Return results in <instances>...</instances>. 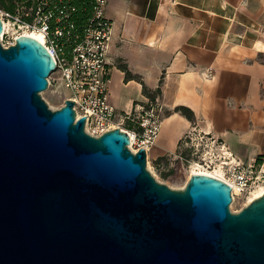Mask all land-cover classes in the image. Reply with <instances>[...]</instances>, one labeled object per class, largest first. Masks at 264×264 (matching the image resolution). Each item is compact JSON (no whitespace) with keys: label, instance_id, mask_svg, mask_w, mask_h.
Masks as SVG:
<instances>
[{"label":"water","instance_id":"95a60500","mask_svg":"<svg viewBox=\"0 0 264 264\" xmlns=\"http://www.w3.org/2000/svg\"><path fill=\"white\" fill-rule=\"evenodd\" d=\"M54 70L36 38L0 43V264H264V193L231 212L220 178L159 182L127 132L48 106Z\"/></svg>","mask_w":264,"mask_h":264},{"label":"crops","instance_id":"0c3cea01","mask_svg":"<svg viewBox=\"0 0 264 264\" xmlns=\"http://www.w3.org/2000/svg\"><path fill=\"white\" fill-rule=\"evenodd\" d=\"M105 14L110 103L118 112L145 105V85L163 105L148 159L174 157L190 130L244 162L264 157V0H107Z\"/></svg>","mask_w":264,"mask_h":264},{"label":"built area","instance_id":"2783aa9c","mask_svg":"<svg viewBox=\"0 0 264 264\" xmlns=\"http://www.w3.org/2000/svg\"><path fill=\"white\" fill-rule=\"evenodd\" d=\"M106 5L107 0H92L90 12L81 19L75 18L77 6L71 0H19L13 10L0 5V36L10 39L8 44L0 43L7 47L19 35L40 34L55 63L53 80L68 90L60 106L66 99L72 100L75 120L85 116L84 129L94 136L114 128L127 132L130 150L143 148L148 160V150L160 131L163 105L158 94L147 97L145 105L130 112H118L110 103L106 58L112 23L105 14ZM174 157L192 168L191 173L208 174L228 183L232 197L253 195L257 189L264 193V157L244 162L209 133H184L180 152Z\"/></svg>","mask_w":264,"mask_h":264},{"label":"rangeland","instance_id":"374dc122","mask_svg":"<svg viewBox=\"0 0 264 264\" xmlns=\"http://www.w3.org/2000/svg\"><path fill=\"white\" fill-rule=\"evenodd\" d=\"M10 41L9 37H1L0 42L8 44ZM47 79L48 86L45 90L41 91V97L46 101L48 106L51 109L59 108L63 102V98L68 94V90L63 86L61 82L53 80V73H51ZM146 168L150 173L158 180L159 182L165 183L170 188L182 189L186 185L190 174L191 169L179 161L175 157H161L159 159L151 160L148 159L146 162ZM252 195H239L232 197V200L229 204V209L231 212H238L246 204H248V198Z\"/></svg>","mask_w":264,"mask_h":264},{"label":"trees","instance_id":"16d2710c","mask_svg":"<svg viewBox=\"0 0 264 264\" xmlns=\"http://www.w3.org/2000/svg\"><path fill=\"white\" fill-rule=\"evenodd\" d=\"M17 1L19 0H0V5L6 10H13L15 6V2ZM71 2L77 6V12L75 13L76 19L85 18V16L90 12L92 0H71ZM120 67L124 70L126 79L136 77L128 70L125 64L120 65ZM143 92L147 97L153 98L157 94L158 90L152 93L146 88L145 85H143ZM176 110L180 111V113H182L188 119L193 120L194 118L193 113L188 108L179 106L176 107Z\"/></svg>","mask_w":264,"mask_h":264},{"label":"bare ground","instance_id":"6f19581e","mask_svg":"<svg viewBox=\"0 0 264 264\" xmlns=\"http://www.w3.org/2000/svg\"><path fill=\"white\" fill-rule=\"evenodd\" d=\"M28 35L36 38L37 40H39L40 42H42V37L40 34H37L35 32H32V33H28ZM194 170V169H193ZM193 172V171H192ZM205 172H208V171H205ZM262 194V189H257L254 194L248 198V201L250 202L251 200H253L254 198H256L257 196L261 195Z\"/></svg>","mask_w":264,"mask_h":264}]
</instances>
